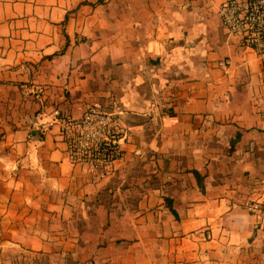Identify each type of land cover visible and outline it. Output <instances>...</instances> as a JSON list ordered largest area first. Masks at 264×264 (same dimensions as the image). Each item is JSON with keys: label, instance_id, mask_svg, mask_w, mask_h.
<instances>
[{"label": "crops", "instance_id": "0c3cea01", "mask_svg": "<svg viewBox=\"0 0 264 264\" xmlns=\"http://www.w3.org/2000/svg\"><path fill=\"white\" fill-rule=\"evenodd\" d=\"M222 1L0 0V264H264V63ZM95 102L130 135L91 181L35 122Z\"/></svg>", "mask_w": 264, "mask_h": 264}, {"label": "built area", "instance_id": "2783aa9c", "mask_svg": "<svg viewBox=\"0 0 264 264\" xmlns=\"http://www.w3.org/2000/svg\"><path fill=\"white\" fill-rule=\"evenodd\" d=\"M218 15L228 32L243 38L264 63V0H224ZM218 63L224 66L229 59L221 58ZM39 90H33L37 96ZM120 113L116 103L104 107L95 102L78 116L59 107L43 106L35 123L41 133L57 126L65 143L66 158L80 166L89 180L97 181L108 176L123 156L130 129ZM259 208L257 201L250 204L251 210Z\"/></svg>", "mask_w": 264, "mask_h": 264}, {"label": "water", "instance_id": "95a60500", "mask_svg": "<svg viewBox=\"0 0 264 264\" xmlns=\"http://www.w3.org/2000/svg\"><path fill=\"white\" fill-rule=\"evenodd\" d=\"M120 117H121L122 120H124L123 113H120Z\"/></svg>", "mask_w": 264, "mask_h": 264}, {"label": "trees", "instance_id": "16d2710c", "mask_svg": "<svg viewBox=\"0 0 264 264\" xmlns=\"http://www.w3.org/2000/svg\"><path fill=\"white\" fill-rule=\"evenodd\" d=\"M197 174V172H195V175Z\"/></svg>", "mask_w": 264, "mask_h": 264}]
</instances>
